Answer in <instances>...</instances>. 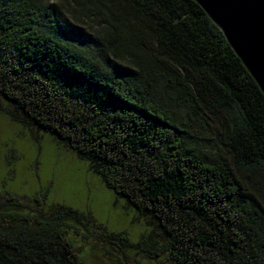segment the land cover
Returning a JSON list of instances; mask_svg holds the SVG:
<instances>
[{
  "label": "trees",
  "instance_id": "trees-1",
  "mask_svg": "<svg viewBox=\"0 0 264 264\" xmlns=\"http://www.w3.org/2000/svg\"><path fill=\"white\" fill-rule=\"evenodd\" d=\"M0 112L147 221L149 259L264 264V97L194 1L0 0ZM8 200L0 264H87L86 213Z\"/></svg>",
  "mask_w": 264,
  "mask_h": 264
},
{
  "label": "rangeland",
  "instance_id": "rangeland-1",
  "mask_svg": "<svg viewBox=\"0 0 264 264\" xmlns=\"http://www.w3.org/2000/svg\"><path fill=\"white\" fill-rule=\"evenodd\" d=\"M65 27L87 43H95L86 29L71 21ZM10 197L34 211L45 198L44 204L49 206L42 207L45 214L54 210L50 206L59 205L86 213L82 224L75 227L77 231L68 232V238L87 264H164L149 259L137 247L148 229L147 221L115 199L86 163L47 138L15 126L0 112V205L7 204ZM103 225L108 231L126 233L128 242L107 240Z\"/></svg>",
  "mask_w": 264,
  "mask_h": 264
},
{
  "label": "water",
  "instance_id": "water-1",
  "mask_svg": "<svg viewBox=\"0 0 264 264\" xmlns=\"http://www.w3.org/2000/svg\"><path fill=\"white\" fill-rule=\"evenodd\" d=\"M221 32L264 97V0H192Z\"/></svg>",
  "mask_w": 264,
  "mask_h": 264
}]
</instances>
